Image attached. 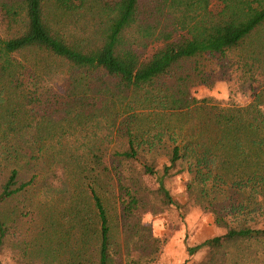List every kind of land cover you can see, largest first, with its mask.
<instances>
[{
    "label": "trees",
    "instance_id": "16d2710c",
    "mask_svg": "<svg viewBox=\"0 0 264 264\" xmlns=\"http://www.w3.org/2000/svg\"><path fill=\"white\" fill-rule=\"evenodd\" d=\"M215 79L226 107L191 95ZM247 84L252 101L234 105ZM103 92L146 112L106 121ZM1 152L55 167L43 183L66 211L38 238L59 215L79 242L31 250V183L0 171V264H154L166 241L142 218L164 209L224 229L186 247L184 264L202 252L193 264H264V0H0ZM185 173L180 203L166 183Z\"/></svg>",
    "mask_w": 264,
    "mask_h": 264
},
{
    "label": "rangeland",
    "instance_id": "374dc122",
    "mask_svg": "<svg viewBox=\"0 0 264 264\" xmlns=\"http://www.w3.org/2000/svg\"><path fill=\"white\" fill-rule=\"evenodd\" d=\"M88 28L90 29V27ZM70 30H73V28ZM182 70L184 71V69ZM53 71L59 74L64 72V68L54 63ZM174 75L180 76L181 73L176 71ZM216 79L211 88H206L204 86L195 87L191 90V95L198 100L209 99L210 102H212L211 104H217L218 102V106L226 107L229 103L227 84L220 79ZM169 82L170 81H168V83ZM253 92L254 91L249 88L248 84L245 87L237 88L236 95L233 96L234 105L246 107L253 99ZM256 92L259 93V91ZM103 94L102 100L96 103L95 110L99 109L102 115L106 117V121L112 120V114L113 117L125 118L126 115L128 116L130 114L129 107L133 109L131 112L136 114L146 112L144 111L146 109L143 110V107L138 103L128 104V106L123 104V101L112 104V102L109 101L110 95H108L107 92H103ZM149 112L152 113L153 110H149ZM182 123L184 124V128L188 131V117H186L185 121L183 120ZM59 128L60 127H57V129ZM46 145L50 147L53 144H49V142L46 141ZM109 149H111V147H109ZM54 150L55 148H53V151ZM2 155L3 153L1 152L0 171H2V175L5 176L10 170L17 169L21 182L31 183L28 185L27 191L23 195L25 196L24 203L26 205H34L39 213L37 217V228L33 229L27 238V241L31 245V250L42 255L44 252L43 250H50L48 248L49 246L53 247L58 243L67 241L76 243L77 239L79 242L78 224L73 227L74 229L65 233L64 230H67V226L72 224H66L64 219L67 218L59 215H57L56 218H62L59 220L61 227L56 228L53 232H47L49 235L48 240L46 237L38 238L41 231L45 230L49 225L47 223L49 212L61 211V213H64L66 211V209H63L66 206L65 193L59 192L60 190L49 191L43 183V180L50 173L55 172V167L49 164L46 157L37 155V153L35 155L36 158L31 160L3 157ZM187 178L188 175L185 173V175L169 179L166 183L176 201L180 203L184 199ZM53 207H55V209H53ZM5 211L7 212L6 208ZM142 228L146 233L166 241L161 254L154 264H184L187 258L186 247L196 246L205 240L221 236L224 233L223 228L214 224L210 214L204 213L199 209H188V211L184 213L183 219L172 209H164L156 215L146 214L142 218ZM50 239H52L53 242H51ZM203 257V252L197 253L188 264L197 263L202 260Z\"/></svg>",
    "mask_w": 264,
    "mask_h": 264
}]
</instances>
